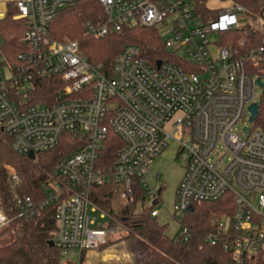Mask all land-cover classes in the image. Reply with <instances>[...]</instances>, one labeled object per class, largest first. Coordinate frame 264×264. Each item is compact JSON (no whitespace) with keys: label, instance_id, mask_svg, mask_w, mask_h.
I'll list each match as a JSON object with an SVG mask.
<instances>
[{"label":"built area","instance_id":"built-area-1","mask_svg":"<svg viewBox=\"0 0 264 264\" xmlns=\"http://www.w3.org/2000/svg\"><path fill=\"white\" fill-rule=\"evenodd\" d=\"M14 1L27 29L17 65L7 68L9 78L3 80L0 72V133L12 151L26 158L54 149L65 134H73L81 146L57 162L43 200L13 192L17 214L12 221H29L53 207L52 242L61 257L99 249L123 226L94 202V190L120 186V202L131 207L139 186L144 201L153 200L156 206L160 192L149 189L145 173L173 140L185 164L173 217L182 219L193 204L229 194L231 215L213 218L214 229L203 242L229 253L232 264L264 261V132L248 122L249 107L258 103L261 90L244 69L246 61L264 60V48L239 57L219 46L217 38L209 39L245 26L264 31V18L250 20L242 7L230 5L216 21L203 24L182 0H97L105 20L98 26L85 23L89 35L101 38L120 32L123 25L164 30L165 48L196 70L168 61L148 65L139 48L129 45L115 57L108 77L101 64L79 55L76 42L49 38L52 21L78 0ZM42 77L58 78L66 87L55 104L28 106L25 94ZM12 95L21 97L14 102ZM109 130L121 146L113 164L105 166L101 154ZM7 176L14 190L16 171L7 167ZM157 216L154 208L151 217ZM102 220L107 222L99 224ZM8 223L0 210V229ZM177 236L187 241L191 232L180 225Z\"/></svg>","mask_w":264,"mask_h":264},{"label":"trees","instance_id":"trees-1","mask_svg":"<svg viewBox=\"0 0 264 264\" xmlns=\"http://www.w3.org/2000/svg\"><path fill=\"white\" fill-rule=\"evenodd\" d=\"M191 5L192 11L201 23L216 21L221 10H211L207 0H182ZM233 6L244 9L250 20L264 18V0H229ZM4 16L0 18V67L11 68L17 65V56L24 51L20 41L27 29L24 19L17 17L18 9L15 1L6 2ZM105 13L97 0H78L72 7L63 9L49 27V38L61 43L76 42L79 55L91 64H101L103 73L111 77L113 61L117 54L126 46L134 45L140 50V56L148 65L158 62H172L179 66L190 67L175 51L165 48L161 34L157 28L123 25L120 32L110 31L101 38L89 35L85 23L93 26L102 24ZM218 45L234 51L237 56H245L250 51L264 48V31L249 26L221 32L217 36ZM249 76L264 82V60L252 64L244 63ZM66 83L58 78L42 77L33 81L32 88L27 92L28 106L52 105L59 100L60 92ZM21 95H12L17 102ZM259 108L253 123L254 129L264 132V88L259 99ZM81 144L73 134H65L54 149L38 153L33 161L20 156L11 150L7 139L0 133V210L9 223L0 229V264H61V253L49 243L56 233L53 221L54 208L43 210L39 216L29 221L12 219L17 212L13 206V192L20 196H28L34 201L45 198L44 186L49 182L57 162L67 154L75 152ZM121 146L119 138L108 131L101 156L105 166L115 161L117 149ZM7 167H12L19 183L12 190L7 176ZM120 186L115 184L97 188L93 192L94 202L107 214L111 215L123 226L124 234L110 244L138 238L144 243L143 264H232L229 253L219 247H212L203 242V237L214 229L213 218L231 215L233 199L226 194L212 203L193 204L192 212L182 218V226L188 228L191 237L183 241L178 236L170 238L166 235L165 226L159 225L156 217H151L155 204L143 207L135 213L137 202H143V190L136 186L135 203L123 206L119 211L113 208L118 199ZM161 192V190H160ZM110 223V227H114ZM109 244V243H108ZM107 245V244H106ZM105 246V245H104ZM81 252L79 263L82 264L84 254ZM242 264H264L259 258L246 259Z\"/></svg>","mask_w":264,"mask_h":264},{"label":"rangeland","instance_id":"rangeland-1","mask_svg":"<svg viewBox=\"0 0 264 264\" xmlns=\"http://www.w3.org/2000/svg\"><path fill=\"white\" fill-rule=\"evenodd\" d=\"M10 0H0V4H5ZM14 1V0H13ZM228 4V0H207V5L211 8L226 6ZM162 39L166 37V32L162 30L160 32ZM217 36L211 34L209 39L211 41L216 40ZM1 78L3 80H7L9 78V71L6 66L0 67ZM261 91L257 93L260 94ZM238 133H242V125L238 126ZM221 152V150H219ZM178 153V145L173 140H169L167 142V146L164 151L149 165L146 173L145 179L148 183V187L150 190L154 192H160V203L155 206V209L158 211V217L156 218L159 225L165 226L166 235L170 238H175L180 229V225L182 224V219H178L173 217V205L176 189L184 175L185 164L182 159L177 156ZM218 156V154L216 155ZM225 161V160H224ZM251 204L255 206V201L252 197L249 198ZM153 200L148 201H139L135 205L134 211L135 213H140L142 206L149 207L152 205ZM124 204H122L119 200H115L113 202V208L117 212L119 211ZM97 216V215H95ZM107 222V220H106ZM105 220L99 221V224H105ZM114 224V223H113ZM115 225V224H114ZM124 232L122 229L119 230L118 233L111 235L116 239L117 237L123 235ZM135 239V240H134ZM130 239L133 240V243L138 242V238ZM140 240V239H139ZM141 241V240H140ZM138 245V244H137ZM79 253L71 252L68 255L61 257V262H67L70 264H78L79 263Z\"/></svg>","mask_w":264,"mask_h":264},{"label":"crops","instance_id":"crops-1","mask_svg":"<svg viewBox=\"0 0 264 264\" xmlns=\"http://www.w3.org/2000/svg\"><path fill=\"white\" fill-rule=\"evenodd\" d=\"M5 5L6 3L0 4V18L4 16L6 10ZM230 5L232 4L228 0V4H226V6L211 8L207 5V7L211 10L222 11ZM114 240V237L109 236L107 245L96 250L87 251L84 254L82 264H143L145 262L144 243L142 241L138 239L137 243H133V240H127L117 244H110Z\"/></svg>","mask_w":264,"mask_h":264},{"label":"water","instance_id":"water-1","mask_svg":"<svg viewBox=\"0 0 264 264\" xmlns=\"http://www.w3.org/2000/svg\"><path fill=\"white\" fill-rule=\"evenodd\" d=\"M160 63H157V66H159ZM255 85L260 89L262 90V88H264V82H262L260 79H256L255 80ZM258 108H259V103H254L252 104L250 107H249V112H250V117H249V120L248 122L250 124H253L254 121H255V118H256V115H257V112H258ZM246 133L249 132V128H246L244 130ZM27 159H29L30 161H33L35 159V156L33 153H29L28 156H27ZM189 213L192 212V207H189L188 210H187ZM50 246L54 247V243L51 241L49 243Z\"/></svg>","mask_w":264,"mask_h":264}]
</instances>
